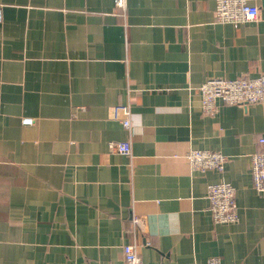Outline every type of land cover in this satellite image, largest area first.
<instances>
[{
	"label": "crops",
	"instance_id": "obj_1",
	"mask_svg": "<svg viewBox=\"0 0 264 264\" xmlns=\"http://www.w3.org/2000/svg\"><path fill=\"white\" fill-rule=\"evenodd\" d=\"M216 1L0 0V264H123L127 243L143 264H264V101L208 114L200 92L264 74V0L237 24L215 20ZM193 148L227 155L224 169H192ZM222 181L234 223L209 209Z\"/></svg>",
	"mask_w": 264,
	"mask_h": 264
},
{
	"label": "built area",
	"instance_id": "obj_2",
	"mask_svg": "<svg viewBox=\"0 0 264 264\" xmlns=\"http://www.w3.org/2000/svg\"><path fill=\"white\" fill-rule=\"evenodd\" d=\"M122 10L127 7V0H114ZM259 7L249 0H217L215 20L217 22L241 23L258 20ZM2 8L0 6V20ZM202 108L208 114H214L219 100L225 104H249L264 101V74L252 76L244 74L236 78L210 77L200 86ZM112 117L119 120L126 128L131 126V108L127 104H117L112 108ZM262 148L251 155V174L254 188L264 194V136L259 138ZM111 152L129 154L131 144L127 141L112 140L108 144ZM186 157L194 170L222 171L228 156L221 151L193 148ZM209 209L216 223H234L239 220L236 201V189L230 182L222 181L208 186ZM123 264H143L135 244L123 246ZM218 258H212L208 264H220Z\"/></svg>",
	"mask_w": 264,
	"mask_h": 264
}]
</instances>
